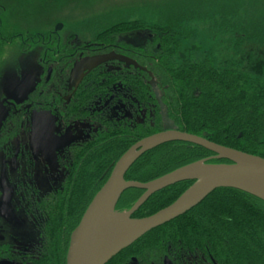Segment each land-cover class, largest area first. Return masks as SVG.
I'll return each instance as SVG.
<instances>
[{
  "label": "trees",
  "instance_id": "trees-1",
  "mask_svg": "<svg viewBox=\"0 0 264 264\" xmlns=\"http://www.w3.org/2000/svg\"><path fill=\"white\" fill-rule=\"evenodd\" d=\"M144 29L154 30L158 41L146 48L125 45L126 54L118 53L117 59L125 69L122 73H101V64H95L79 82L74 103L66 110V118L92 117L94 112L90 110H95L99 103L96 99L110 94L111 88L122 87L130 96L133 103L130 105L135 107L134 117L145 113L147 121L140 123L133 119L111 123L102 118L92 119L96 126L97 140L93 142L96 145L89 147L92 152L83 149L72 179L63 194L58 195V206L55 205L45 227V247L35 260L38 264H65L70 234L90 200L106 182L113 164L138 138L163 131L161 106L166 108L174 129L264 158V84L241 75L233 66L219 69L207 57L201 61L181 60L177 55L181 38L188 36L178 32L172 23L151 28L143 23L123 22L104 34L101 32L98 38L114 39L116 35ZM57 35L56 32L19 33L13 37L23 41L21 48L26 51L37 43L47 44ZM25 41L30 42V46H26ZM154 87L159 91V104ZM114 97L117 99L116 95ZM213 156L192 144L167 143L141 156L124 179L148 183ZM208 163L227 162L212 159ZM191 184L181 182L155 193L133 218L148 217L167 207ZM142 193L141 190H127L116 210L131 208ZM8 248V245H0V261L5 259ZM183 254H195L194 263L197 258L200 262L202 257L207 264H264V201L238 190L217 189L184 215L148 232L107 264H161L165 257L182 259V263L187 264Z\"/></svg>",
  "mask_w": 264,
  "mask_h": 264
},
{
  "label": "rangeland",
  "instance_id": "rangeland-1",
  "mask_svg": "<svg viewBox=\"0 0 264 264\" xmlns=\"http://www.w3.org/2000/svg\"><path fill=\"white\" fill-rule=\"evenodd\" d=\"M123 22L143 23L151 28L172 23L178 32L188 36L181 38L177 52L181 60L201 61L207 57L219 69L233 66L241 75L264 84V0H33L31 3L0 0V245L9 246L4 257L12 264H38L35 260L41 256L46 242L45 227L55 205L58 206V195H62L65 188L63 179L68 175L66 171L53 174L49 168L50 184L46 186L44 170L35 161L33 175L37 187L30 176L27 145L33 156L51 163L54 151L66 145L70 138L68 133L64 141L58 140L57 134L61 130L59 115L53 110L42 109L38 112L42 114L32 123L27 141L17 140L14 127L19 121L13 120L11 106H26L29 100L27 90L35 83L41 85L50 69L56 67H48L43 60L45 43L43 46L37 43L24 51L20 44L23 41L13 36L56 32L61 49L63 46L72 49L76 44L87 50L92 43L98 44L102 49L95 52L94 57L76 62L71 72L72 84L84 69H91L95 64L103 65L99 69L101 72L113 68V74H116L115 68L120 65L114 67L108 62L118 61V47L128 44L142 48L158 41L154 30L150 29L116 35L114 39L98 38L101 32L104 34L107 29ZM52 45H49L47 58L54 56L53 60L57 61L60 55L54 52ZM57 79L56 75L52 76L51 82L46 83L48 90H57ZM154 89L159 104V91ZM124 90L122 87L111 88L110 94L96 99L99 103L91 118L108 120L106 112L110 107L113 111L109 118L115 121H147L145 113L134 117L135 107L130 105L133 103ZM160 108L163 130L174 129L166 108ZM30 121L24 119L18 129L24 126L27 129ZM63 157L71 161L69 154ZM39 177L43 179L42 183H38ZM184 256L187 264H207L202 257L200 262L197 258L194 263L195 254H183V261ZM170 261L184 264L182 259Z\"/></svg>",
  "mask_w": 264,
  "mask_h": 264
},
{
  "label": "water",
  "instance_id": "water-1",
  "mask_svg": "<svg viewBox=\"0 0 264 264\" xmlns=\"http://www.w3.org/2000/svg\"><path fill=\"white\" fill-rule=\"evenodd\" d=\"M172 142L199 146L214 156L180 167L148 183L124 179L129 168L143 154ZM212 159L227 163H208ZM181 182L192 184L172 204L148 217H132L152 195ZM129 189L143 193L128 211L117 212L120 197ZM217 189L238 190L264 201V158L178 130L148 136L119 158L107 181L92 198L70 234L65 264H107L148 232L184 215ZM163 264L172 263L164 258Z\"/></svg>",
  "mask_w": 264,
  "mask_h": 264
},
{
  "label": "flooded vegetation",
  "instance_id": "flooded-vegetation-1",
  "mask_svg": "<svg viewBox=\"0 0 264 264\" xmlns=\"http://www.w3.org/2000/svg\"><path fill=\"white\" fill-rule=\"evenodd\" d=\"M70 40L71 39H69V42H71ZM50 44H53L52 49L54 50V52L60 55V58L57 61L53 60L54 56L51 59H49V57L47 58V55H49L48 53H49ZM69 45H71V43H69ZM98 46L99 45L96 43H92V45L87 46V50L89 49L90 51H87L84 48H81V45H76V44H74V48L72 49L69 48V46H63V48L61 49L60 37L57 36L54 39L50 38L48 43L44 46V49L46 51L44 50L43 60L45 64H48L47 65L48 67L51 68V66H54L56 68L50 69L51 71L46 79L44 78L45 72L42 73L41 75L44 78V80H42L41 85L39 83H35L27 90L29 100L26 103V106L24 105L11 106V109L13 110L12 115H14L13 120L19 121V125L14 128L17 133L16 135L18 136L16 137L18 138L17 140L20 139L22 134L28 137V132L30 131V128L32 127V123L34 119H36L37 116L42 114V113L38 114V112L42 109L50 110V112L51 110H53L54 113L59 115V119H60L59 127L61 128V130L57 134L58 140L64 141L67 138L68 133L70 135V138L68 139L69 142L66 145H64L62 148H57L53 153V160H54L53 163L56 164V166L53 168H50L49 165L42 166V171L44 170L43 174H44L46 186L50 184V177H49L50 175L48 173L49 168H50L49 172L53 174L54 172L59 173L62 171H66L68 175L65 179H63V182H64L63 185L64 187H66V185L69 183V181L73 177L72 173L74 172V167L79 159V156L83 155V149L85 148L91 151L89 147H93L94 145H96L94 144L95 143L94 141L97 140L96 126L93 123L92 118L87 117V118H79L75 120H70L66 118L67 116L66 110L68 107H71L73 105L74 100H75L74 98H75L77 89L79 87V82L82 80L83 76L90 69H84L80 73L77 81H75L76 83L72 82V84L70 82L71 72L78 60L94 57L96 55L95 52H99L100 49H102V48H99ZM108 46L111 47L112 45L110 44ZM30 49H32V47ZM118 49L119 50H116L118 53L122 55L126 54L124 51L127 49V47H118ZM50 63H53V65H51ZM108 63H113L114 67L116 64L117 66L120 65L119 68L118 67L115 68L116 73H119V72L122 73L125 70L124 68H121L122 63H119L117 61H113V62L110 61ZM101 73H113V68L112 70L110 69V70H107L106 72H101ZM55 75H56V78H58L57 83H55L57 84L55 85L57 90L50 91L47 89L48 85H46V83L49 84L52 80V76H55ZM61 96H62V100H59ZM112 97H114V95H112ZM61 106H63L61 108L62 110L60 109ZM94 106H95V103H94ZM112 111L113 110L110 107H108V110L106 112V114L108 115L107 121L111 123L120 121V119L115 121L109 118V114H111ZM92 112H94V110ZM103 114L105 113L103 112ZM26 118L31 120L30 124L27 126V129L25 128V126L18 129L20 127V124ZM76 148H79V149L76 150ZM26 154H27L26 157L28 158V161H30L29 166H30V176H31V173H33L34 162L36 161L38 164H40L41 162H43V160H40L38 156L36 157L33 156L29 151L28 145L26 149ZM67 154H69L71 161H66L64 159L63 155H67ZM33 177L31 176L32 179ZM33 181L35 182L36 186L39 187V185L36 183L35 178L33 179ZM37 199L38 200L40 199L39 195H37ZM163 259L161 260V264H163ZM0 264H12V261L3 259L2 261H0Z\"/></svg>",
  "mask_w": 264,
  "mask_h": 264
},
{
  "label": "bare ground",
  "instance_id": "bare-ground-1",
  "mask_svg": "<svg viewBox=\"0 0 264 264\" xmlns=\"http://www.w3.org/2000/svg\"><path fill=\"white\" fill-rule=\"evenodd\" d=\"M147 46H148V45H147ZM147 46H142V47H145V48H146ZM171 130H176V129H171ZM163 131H166V130H163ZM161 132H162V131H161ZM158 133H159V132H158ZM150 136H151V135H150ZM147 137H148V136H147ZM144 138H146V137H144ZM144 138H138L137 140H135V143H134V144H136L137 142H139L140 140H142V139H144ZM20 139H21L22 142H24V140L27 141V137H26V135H22V136L20 137ZM26 141H25V142H26ZM25 144H26V143H25ZM134 144H133V145H134ZM133 145H132V146H133ZM129 148H130V147H129ZM129 148H128V149H129ZM128 149H127V150H128ZM155 149H156V148H155ZM127 150H126V151H127ZM153 150H154V149H153ZM126 151H125V152H126ZM151 151H152V150H151ZM125 152H124V153H125ZM149 152H150V151H149ZM30 153H31V152H30ZM124 153H123V154H124ZM146 153H147V152H146ZM123 154H122V155H123ZM122 155H121V156H122ZM143 155H144V154H143ZM143 155H142V156H143ZM121 156H120V157H121ZM120 157H119V158H120ZM118 160H119V159H118ZM118 160H117V161H118ZM137 160H138V159H137ZM137 160H136V161H137ZM117 161H116V162H117ZM136 161H135V162H136ZM53 162H54V160H52L51 163H46L45 161H43V162H41V163L39 164V166L42 168V166H44V165H49L50 168H53V167L56 166V164H54ZM116 162H115V163H116ZM135 162H134V163H135ZM115 163L113 164V166L115 165ZM51 164H52V166H51ZM133 165H134V164H133ZM133 165H132V166H133ZM113 166H112V168H113ZM132 166H131V167H132ZM131 167H130V168H131ZM130 168H129V169H130ZM15 169H16V168H15ZM111 170H112V169H111ZM128 171H129V170H128ZM128 171H127V172H128ZM127 172H126V173H127ZM13 174L15 175V170L13 171ZM9 175H10V174H9ZM109 175H110V174H109ZM125 175H126V174H125ZM31 176H32V177L34 176L33 173H31ZM108 177H109V176H108ZM124 178H125V176H124ZM33 179H34V177H33ZM107 179H108V178H107ZM107 179H106V181H107ZM42 181H43V179H42L41 177H39V179H38V183H40V182L42 183ZM45 184H46V183H45ZM103 185H104V184H103ZM103 185H102V186H103ZM102 186H101V187H102ZM129 190H130V189H129ZM136 190H137V189H136ZM122 195H123V194H122ZM93 197H94V196H93ZM120 198H121V197H120ZM91 200H92V199H91ZM91 200H90V202H91ZM119 200H120V199H119ZM90 202H89V203H90ZM117 204H118V203H117ZM88 205H89V204H88ZM116 206H117V205H116ZM131 207H132V206H131ZM129 209H130V208H129ZM129 209H127V210H122V211H117L116 209H115V210H116L117 212H125V211H128ZM134 214H135V213H134ZM132 217H133V216H132ZM7 244H8V243H7Z\"/></svg>",
  "mask_w": 264,
  "mask_h": 264
}]
</instances>
